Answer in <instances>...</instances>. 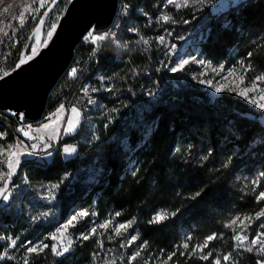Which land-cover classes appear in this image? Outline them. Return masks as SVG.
<instances>
[{
	"label": "trees",
	"instance_id": "16d2710c",
	"mask_svg": "<svg viewBox=\"0 0 264 264\" xmlns=\"http://www.w3.org/2000/svg\"><path fill=\"white\" fill-rule=\"evenodd\" d=\"M218 1L190 0L187 7L177 8L168 0H119V12L125 14L118 17V28L111 29L113 34L99 46L81 41L68 69L77 67L78 77L69 80L68 71L62 76L48 98L44 117L73 103L92 80L102 90L109 88L108 79L123 68L128 56L127 50L117 49V42L126 48L136 37L132 32L136 26L170 31L177 35L178 45L188 39L183 47L191 41L209 64L264 72V0H245L214 14L210 4ZM164 16L170 19L165 21ZM31 29L33 24L26 25L22 41L9 48L2 70L15 68ZM189 70L190 66L184 67L173 77L179 80ZM107 97L102 95L95 110L82 112L76 133L63 140L76 146L74 157L64 159L57 150L49 162H23L13 177L16 193L0 208V264H25V260L28 264H143L149 255L167 258L173 251L177 255L168 264H202L188 252L213 233L218 238L203 252L212 253L209 261L228 253L240 264L264 260L255 249L238 250L233 239L237 231L225 227L237 217H250L243 228L249 237L246 244L264 232L260 227L264 216L256 218L264 209V199H256L264 191L260 114L225 93L213 103L187 106L153 100L116 107ZM86 117L91 119L85 122ZM18 128L12 116L0 112L5 142H14ZM55 184L60 187L50 192ZM80 210L96 212L98 219L115 215L120 221H133L135 249L141 246L142 257L129 261L132 247L121 246L119 238L75 240L61 257L53 254L49 240L45 243L50 247L43 252L27 251L26 242L42 238ZM158 212H166L168 219L150 223ZM11 239H17L15 247L9 246ZM184 242L189 244L186 250L180 247Z\"/></svg>",
	"mask_w": 264,
	"mask_h": 264
},
{
	"label": "rangeland",
	"instance_id": "374dc122",
	"mask_svg": "<svg viewBox=\"0 0 264 264\" xmlns=\"http://www.w3.org/2000/svg\"><path fill=\"white\" fill-rule=\"evenodd\" d=\"M70 1L71 0H3V3H0V76H3L5 72L2 68L6 60L5 58L8 57V50L9 48H16L18 43L22 41L23 34L21 33L24 32L25 26L33 24V29H31L25 41L26 43L21 55V57L26 59L28 55L32 54L31 49L33 47L38 53V51L45 46L44 41L50 40V38L47 37V32L51 30L52 24H56L57 26L59 19L64 14L66 6ZM243 1L245 0H219L214 4H210V9L212 13L219 14ZM66 2L67 4L65 5ZM9 5H11V7L5 12L4 9ZM21 11L24 12L23 18L19 16ZM124 14L125 10L122 13L119 12L118 17L122 19ZM21 19L23 20V24H21ZM41 19L44 21L43 25H40ZM116 24L114 23L109 31L107 30L108 32L105 31L108 34L106 38L113 34L114 30L111 29L118 28L120 24L118 23V19ZM105 32L100 34L93 32V34L94 36H99L105 34ZM132 32L136 37L126 43V48H123V46L117 42V49L127 50L128 56L123 68L108 79L107 83L109 84V88L102 90L98 87L97 81L92 80L89 85L80 89L73 103L60 106L53 114L45 117L43 116L42 120L38 123L29 124L23 122L20 128H18V136H14V142L11 144L5 142L4 134H0V139L2 141V143H0V171L3 173H7L8 171L7 164L11 155L8 150L9 148L14 152L23 150L25 152L34 153L32 155L20 156L21 163L15 167L14 175L9 183V188L11 189L10 200L17 189L15 184H13V177L18 172L23 162H49L57 150H59L64 159H69L76 155V146L63 144L62 142L64 139L70 138L76 133L84 118L82 112L86 113L90 109L95 110L102 95L104 96L107 94L109 97L107 98L114 101L113 104L116 107L144 104L146 101L153 100L163 104L187 106L194 102L213 103L221 94L225 93L232 95L234 98H239L247 104L249 108L259 113V121L264 126V111L255 108L248 100L236 94L245 86H248L252 78L259 74L249 73L247 69L241 66L225 67L223 65L209 64L198 56L197 47L191 41L187 47L183 46L187 45L188 39L178 45L176 43L178 40L177 35H173L170 31L169 33L167 31H162L158 27L150 28V26H148V28H144L142 26H136L132 29ZM5 33H7V35H5ZM87 34L85 36H87ZM159 37L164 38L163 42L160 41ZM106 38L102 41H94L92 38L86 40L84 37L82 41L91 43L94 46H99L106 41ZM170 39H172V42ZM144 40H147L148 43L145 44ZM114 42L115 41H112V43ZM182 50H184V52ZM193 57H195V62L192 60ZM181 59L189 60V63L184 67L190 66V70L185 77L176 80L173 76L180 71L172 72L170 69ZM200 61H203V63H200ZM73 69H76L75 74H72ZM78 72L79 69L77 67L71 68L67 73V78L69 80H74L78 77ZM230 72L232 73L231 75H229ZM241 77L244 79L243 84H241ZM200 81H204V83ZM208 81L212 82L211 86H209ZM256 83L257 88L249 92V96H254L257 98V102L264 103V100L260 99V97L264 95V93L260 91V89L264 88V81H257ZM216 86H223L224 90L217 93L215 92ZM85 89H87V92ZM229 89H234V91H229ZM73 107L79 112L78 124L74 132L66 133L65 129L68 126L69 119H77L76 114L72 112ZM7 114L11 116L10 113ZM85 119V122H88L91 117H86ZM44 125H48V127H44ZM20 129L23 131H19ZM24 131L28 132L29 135L25 136L23 134ZM21 141L23 142L22 144ZM16 145H20V148L18 149ZM33 145H35L34 148L32 147ZM47 145H51V147H46ZM65 147L74 148L75 151L65 153ZM48 152L51 153L50 156L47 155ZM11 158L14 163L16 157ZM6 178L5 176V179ZM0 186H3L2 181H0ZM9 201L7 203H9ZM6 204L0 201V208ZM81 212H87L89 215L81 217L78 215ZM72 216H77V219L73 221L72 225L68 226L67 231H63V226L66 225L67 221ZM72 216L42 238L31 240V244L26 242V248L40 243L46 244L45 240H49L52 245L57 246L58 250H62L63 247H68V241L71 240L72 244L69 248L70 250L75 240H83L81 238L82 235H89V239L94 238L97 241L107 242V240L115 238L121 239V246H125L126 248L132 247L129 257L136 252H142L141 246L135 249L136 240L129 243L131 236L135 235L137 237V229L133 227V224L126 230L121 229L120 234L117 235L115 232L116 227L126 222L118 220L115 215L98 219L96 212L80 210ZM106 222H108L107 227H100V225ZM248 222H250V220L242 218L231 226L234 227L237 232H240ZM77 229L79 230L76 231ZM93 229H95V234H91ZM52 236H56L57 239H51ZM235 247L238 250L243 249L237 246V242ZM193 248H195V246H193ZM193 248L188 252V256L193 255L202 264H212L214 259L212 261H209V259H200V256L204 255V253H201L199 250L193 252ZM140 256L142 257V254H140ZM220 257L221 264H225L222 260L223 256ZM166 259L167 258L161 255L156 258L150 257L149 255L143 261V264H163ZM233 262H235V264H240L239 259L232 255L227 264H233Z\"/></svg>",
	"mask_w": 264,
	"mask_h": 264
},
{
	"label": "water",
	"instance_id": "95a60500",
	"mask_svg": "<svg viewBox=\"0 0 264 264\" xmlns=\"http://www.w3.org/2000/svg\"><path fill=\"white\" fill-rule=\"evenodd\" d=\"M118 9L119 0H71L53 36L35 59L0 79V112L10 113L20 125L40 122L51 92L72 64L77 46L89 31L109 30Z\"/></svg>",
	"mask_w": 264,
	"mask_h": 264
},
{
	"label": "snow or ice",
	"instance_id": "6c2138e0",
	"mask_svg": "<svg viewBox=\"0 0 264 264\" xmlns=\"http://www.w3.org/2000/svg\"><path fill=\"white\" fill-rule=\"evenodd\" d=\"M189 2H190V0H182L181 3H177L176 0H168L169 4H175L177 8L187 7L189 5ZM0 3H3V0H0ZM41 6H43V5H41ZM10 7H11V5L6 7L4 9V11L7 12ZM19 16L21 18H23L24 17V12L21 11L19 13ZM162 19L165 20V21H168L170 18L168 16H164V17H162ZM43 23H44V21L41 19L40 20V25H43ZM21 24H23V20L22 19H21ZM55 29H56V24H52L51 25V30H49L47 32V37L48 38H51L53 36ZM37 30H39V29H37ZM5 35H7V33H5ZM107 35L108 34L105 33V34H102V35H99V36H94L93 31H89L87 36H85V39L87 40L89 38H92L94 41L95 40H101L102 41V40H104L106 38ZM141 39H143V38H141ZM159 39H160L161 42H163V40H164L163 37H159ZM44 43H45V45H47L48 41H44ZM144 43L147 44L148 41L144 40ZM31 52H32V54L28 55L26 59L24 57L20 58L19 62L15 64V68L13 69L14 71L17 70V69H20L22 65L30 63L32 60L35 59V57H36V55H38V53L36 52L34 47L31 49ZM248 56L251 57L252 53L251 52L248 53ZM192 60H193V62H195V57H193ZM188 63H189L188 59H181L174 67H172L170 69V71H172V72L181 71V70L184 69V66L187 65ZM200 63H203V61H200ZM241 64L243 65V62H241ZM247 67H248L249 70H251V68H252L251 64H249ZM75 72H76V69H73L72 70V74H75ZM231 74L232 73L230 72L229 75H231ZM8 75H10V73L5 71L3 73V76H0V79L6 78ZM257 81H264V72L260 73L259 75L254 76L252 78V80L249 82L248 86H245L242 90L238 91L236 94L241 96V97H243L244 99L248 100L249 103H251V104H253L255 106V108L260 109L261 111H264V103L257 102V98L254 97V96H252V97L249 96V92L254 91L257 88V83H256ZM200 82L204 83V81H200ZM243 83H244V79H243V77H241V84H243ZM208 84H209V86H211L212 82L208 81ZM223 90H224L223 86H216L215 87V92H217V93H220ZM85 91L87 92V89H85ZM229 91H234V89H229ZM260 91H261V93H264V88L260 89ZM260 99L264 100V95H262L260 97ZM72 112L76 114L77 119L76 120L69 119L68 126L65 129L66 133L74 132L76 127H77V124H78L79 112H78V110L75 107L72 108ZM18 115H19L20 119H23V113H20ZM44 127H48V125H44ZM19 131H23V130L20 129ZM23 134L25 136L29 135V133L26 132V131H24ZM22 143L23 142L21 141V144ZM16 147L19 149L20 145H16ZM32 147L34 148L35 145H33ZM46 147H51V145H47ZM8 150H9V152L11 154L10 158L8 160V164H7L8 171H7V173H3L2 171H0V181H2V183H3V186H0V201L4 202L5 204L10 200L11 189L9 188V183L11 181L12 176L14 175L15 167L18 166L21 163L20 156L34 154V153H31V152H25L23 150H21L19 152H14V151L11 150V148H9ZM73 151H75L74 148H70V147H65L64 148V152L65 153H69V152H73ZM47 155L50 156L51 153L48 152ZM11 157H16L14 163H13V160H12ZM5 176L7 177L6 179H5ZM60 183H63V180ZM253 183L255 184V183H259V182L258 181H254ZM59 187H60V184L52 185V188L49 189V191L54 193V191L56 189H58ZM196 195L199 196L200 193H197ZM52 198L54 199L55 196L53 195ZM256 199H257V201H260V200L264 199V191L259 192V194L256 197ZM78 215L83 217V216L89 215V213L81 212ZM116 215H120V213H116ZM262 216H264V209H262L260 212H258L256 214V218L259 219ZM76 219H77V216H72L67 221L66 225L63 226V231H67L68 226L72 225L73 221H75ZM167 219H168V214L166 212H158L152 218V220H150L149 222L150 223L159 224V223L164 222ZM238 219H239V217L233 219L230 222V224H226L225 227H231V225L236 224ZM245 219L250 220L251 218L250 217H245ZM107 223L108 222H106L105 224L100 225V227H102V228L107 227ZM132 223H133V221L130 220V221H127L126 223L119 224L116 227V229H115L116 234L119 235L121 229L126 230L128 227H130L132 225ZM250 226H251V224L248 225V227H250ZM260 227L264 228V224H261ZM234 232H235V230H234ZM91 234H95V229H93L91 231ZM220 236L222 237V234H220ZM81 238L83 240H88L90 238V236L89 235H82ZM217 238L218 237H217L216 233L208 235L205 238V240H204V242L202 244L196 245L195 248H193V252H195L196 250H199L201 253H203L204 249L208 247L209 242H211V241H213L214 239H217ZM51 239L55 240V239H57V237L56 236H52ZM136 239H137V237L135 235L131 236V238L129 240V243L135 241ZM188 239L190 240L191 237L189 236ZM233 239L237 242V246L243 248L245 251L253 252V250L255 249L258 255H264V232L257 233L256 235H254L251 238L250 243L246 244V242L249 241V237L247 235V231H246V228H245V229L241 230L240 232H235V234L233 236ZM27 243L31 244V241H28ZM16 244H17V239H11V244L9 246L10 247H15ZM71 244H72V241L69 240L68 241V247H63L62 250H58L56 245H52L51 246V251L56 256H62V255H64L65 253H67L69 251V248L71 247ZM257 245H259V247H257ZM49 247L50 246L47 245V244L40 243V244L33 245L31 247H27V251L29 253L39 254L40 252H43L44 249L49 248ZM180 247H183L184 249H188L189 248V244L187 242H184ZM95 255H98V254H94V257H95ZM176 255H177L176 251H173V252L169 253L168 256H167V259L163 262V264H168V261H171L172 258L174 256H176ZM180 255H184V253L181 252ZM138 256H140V252H136L135 254L130 256L129 260L130 261L136 260ZM210 256H212V253L208 252L207 254L201 255L200 259L208 260ZM231 257H232V254L228 253V254L223 255L222 260L225 262V264H227V262L230 261ZM0 258H2V257H0ZM25 264H28L27 260H25ZM212 264H221V257L215 258L212 261ZM233 264H235V262H233ZM256 264H264V260H257Z\"/></svg>",
	"mask_w": 264,
	"mask_h": 264
},
{
	"label": "built area",
	"instance_id": "2783aa9c",
	"mask_svg": "<svg viewBox=\"0 0 264 264\" xmlns=\"http://www.w3.org/2000/svg\"><path fill=\"white\" fill-rule=\"evenodd\" d=\"M118 14H119V9H118ZM117 19H118V15H117V18H116L115 24H116V22H117ZM70 104H71V103H70Z\"/></svg>",
	"mask_w": 264,
	"mask_h": 264
}]
</instances>
